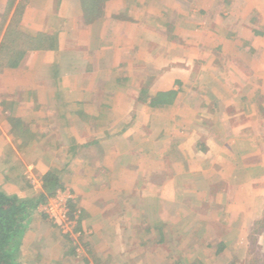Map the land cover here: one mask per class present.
<instances>
[{
  "label": "rangeland",
  "instance_id": "obj_1",
  "mask_svg": "<svg viewBox=\"0 0 264 264\" xmlns=\"http://www.w3.org/2000/svg\"><path fill=\"white\" fill-rule=\"evenodd\" d=\"M92 1L60 10L58 0H0V188L36 197L47 172L64 185L37 205L16 262L264 264V206L233 217L203 196L204 144L187 122L196 110L150 100L199 61L234 69L229 86L263 82L264 0H114L118 10L105 2L85 11ZM73 5L81 27L100 24L70 41L85 64L65 61L59 14L73 15ZM45 30L53 34L43 43L57 49L26 53L28 35ZM179 174L195 179L185 185Z\"/></svg>",
  "mask_w": 264,
  "mask_h": 264
},
{
  "label": "crops",
  "instance_id": "obj_2",
  "mask_svg": "<svg viewBox=\"0 0 264 264\" xmlns=\"http://www.w3.org/2000/svg\"><path fill=\"white\" fill-rule=\"evenodd\" d=\"M72 2L73 0H58L60 10H62V7L70 8V3ZM105 2V6L110 8V5L113 4L114 9L118 10L119 2L115 4L114 0H104L103 2L102 0H93L92 6L94 7L85 5L89 4V2H85V4L82 3V8L85 11L87 8L88 10L91 8L95 9L99 6V3L103 6ZM77 7L78 5L76 7L74 5L71 6L74 9L73 15H62L69 12L59 14L67 19V27L63 28L62 34L65 35L67 43H70L67 44L69 49L68 51L65 50V42L63 43L64 49L60 48L65 50L66 62L70 60L76 63L79 59L77 57L81 56V53L77 54L70 48L72 44L70 41L74 40V36L78 37L79 30L89 29L88 23L95 26L100 25L96 22H88L81 27V24L84 23L81 15V6L76 9ZM98 19L100 18L98 17ZM110 21L111 18L108 19V22ZM76 24L77 27L75 26ZM52 34L47 30L30 33L28 36L33 38L30 41V48L34 49H29L26 53L35 51L37 53L41 52L39 56L42 58L49 56L47 52L39 49H57L56 45L43 43ZM54 35L56 36V34ZM38 38L40 41L37 40ZM237 40L239 41V37H237ZM33 41L37 45H33ZM59 46H61V42ZM251 51L248 57L251 56V59L253 58L252 61L255 59V63H257L258 58H255L257 51H254L253 54ZM244 55H246V51ZM46 62L51 61L44 60L45 64ZM79 62L81 64L82 62L86 63V61L81 59H79ZM199 63L201 62L199 61L195 66L189 67L182 75L175 71L173 84L159 89L150 97V100L160 106L171 105L173 102L176 105L178 104L177 100H179L186 106V109L196 110L195 113L189 114L191 121L187 119V122L191 125V130L196 133V137L204 144L203 149L199 151L204 154L206 160L199 165L198 169L201 174L203 173L202 177L205 178L207 183V186H204L205 190H202V195L212 197V199L220 198L221 202L225 203L223 208L225 207L229 215L233 217H235L234 213L238 217V211H244L242 215L246 212L247 215H244V217L249 216L251 213V215L256 216L255 210L260 211L264 206V81H259L261 76L257 78L256 75H253L252 85L238 84L229 86L227 78L233 73L234 69L230 70L231 68L226 66H202ZM81 64L70 72L76 71L78 73V68ZM237 66L239 68H236V72L240 68L244 69V67ZM259 68L264 69L260 65L257 69ZM218 84L222 88V94L217 96L211 91ZM196 127H200L198 133L196 132ZM180 128L184 129L185 127L181 126ZM207 152L209 153L208 156H206ZM182 155L185 156V152ZM183 163L186 164L184 161ZM210 175L215 176L214 182L220 179L226 189L221 191V193L218 192V189H212V183L210 184L207 180ZM196 176L198 178L199 175L196 174ZM177 179L186 185L189 184L187 180H190L192 184V180L195 178H186V174L184 178L179 174ZM198 185V182L194 184V198L198 197ZM180 200L181 194H174V201ZM258 205L260 207H257ZM153 206L151 207L154 209ZM236 223H238L236 226L242 224L240 221H236ZM236 230L240 231L238 228Z\"/></svg>",
  "mask_w": 264,
  "mask_h": 264
},
{
  "label": "trees",
  "instance_id": "obj_3",
  "mask_svg": "<svg viewBox=\"0 0 264 264\" xmlns=\"http://www.w3.org/2000/svg\"><path fill=\"white\" fill-rule=\"evenodd\" d=\"M42 181L45 191H40L33 198L9 194L0 188V264H18L16 258L19 245L29 229L37 205L44 203L48 196H54L56 190L64 186L62 180L53 177L51 172L45 173Z\"/></svg>",
  "mask_w": 264,
  "mask_h": 264
}]
</instances>
